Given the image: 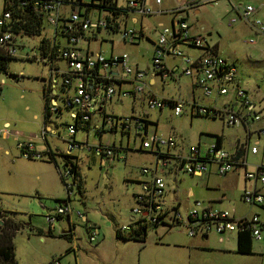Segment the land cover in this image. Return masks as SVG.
Instances as JSON below:
<instances>
[{"label": "built area", "instance_id": "1", "mask_svg": "<svg viewBox=\"0 0 264 264\" xmlns=\"http://www.w3.org/2000/svg\"><path fill=\"white\" fill-rule=\"evenodd\" d=\"M34 6L44 15L45 25L52 29L51 36L45 37L51 49L44 55L39 51V42L33 53H26V59L41 61L49 69V79L46 82L50 91L49 112L57 115L62 111L59 102L70 111L72 123L67 125L68 138L67 147L71 151L77 148H85L99 158L101 168L112 165L114 160L125 161L126 156L114 143H103L98 146L86 144L81 145L75 140L77 132L84 127L89 131L93 129L101 138L105 133L120 131L121 134L131 137L134 134L140 140V151H150L155 158V166H144L140 175L144 176L138 184L134 193L135 206L131 210L132 221L118 229L122 235H128L139 226L154 228L163 226L167 230L183 227L190 237L207 236L216 234H236L249 231L253 241L261 242L263 239L264 222L258 214L236 217L232 212L206 205L202 201H195L183 214L176 206H166L164 195L166 190L165 179L156 174L157 167L167 168L170 165L171 149L175 148L176 140L173 137H161L156 133L146 136L145 120L136 114L115 115L105 111V105L114 98L123 99L137 98L146 92L147 71L138 68L131 63L128 53L107 56L102 52H94L87 46L89 34L101 32L120 33L125 43L134 44L141 38L142 30L129 27L126 21L132 15L157 16L169 14L174 19L173 26L162 27L158 34V40L153 42L151 68L159 73L163 80L178 74L175 68L166 65L165 58L168 54L182 60L180 73L191 76L193 72L200 71L199 85L203 93L211 94L212 87L219 95H228L231 89L234 91L235 99L238 101V109L206 107L203 105L193 106V115L221 118L228 127L247 126L249 121L258 122L263 117L256 110L252 98L243 88L235 87L237 68L222 56L205 53L198 59L184 54L180 49L182 44L200 50L208 49V40L203 35H192L190 26L185 20L184 13L188 9L198 6V0H185L176 8L163 10H152L145 4V0H117L116 8L120 10L119 15H114L109 9L114 0H32ZM231 9L236 13L237 19L249 23L255 30L257 37H264V21L257 16L264 14V2L251 3L247 1L228 0ZM161 0H156L160 5ZM68 10V11H66ZM176 20V24H175ZM10 11L0 14V46L6 53L14 58L17 56L16 34L10 30H4L11 23ZM235 20H229L232 26ZM175 24V25H174ZM45 27V26H44ZM23 35V34H20ZM30 38L29 36L23 35ZM34 38V37H31ZM86 43L83 49L80 44ZM256 44V39L250 41ZM55 49V50H54ZM54 50V51H53ZM120 69V74L114 75L115 69ZM123 85H125L123 87ZM147 108L150 110H162L170 107L175 116L183 114L186 101L182 99L158 98L150 95L146 99ZM98 117L94 123L93 118ZM88 124H90L88 126ZM10 126H0V138L7 139L11 135L17 141V147L21 155L31 159H42L44 153L37 152L32 140L20 142L19 134H11ZM257 135L264 137V127L256 130ZM44 134V132H43ZM251 154H257L255 146L247 145ZM86 151V150H85ZM127 154V153H126ZM179 168L190 176H205L212 167H215L219 176H226L239 167H246L245 158L234 159L227 150L216 142L211 143L203 154L197 146H191L187 153L177 158ZM71 166L63 165L59 168L61 179L67 188L68 198L64 202L44 214L49 232H54L58 219L70 214H76L81 223L85 225L88 239L91 243H97L100 237L99 226L89 222L86 213L75 211L70 203L72 192H77L78 182L71 173ZM245 178L250 183L242 194V201L248 206H264V194L260 186H264V166L245 172ZM68 179L71 181L68 182Z\"/></svg>", "mask_w": 264, "mask_h": 264}, {"label": "rangeland", "instance_id": "2", "mask_svg": "<svg viewBox=\"0 0 264 264\" xmlns=\"http://www.w3.org/2000/svg\"><path fill=\"white\" fill-rule=\"evenodd\" d=\"M161 1L162 5H157L156 0H148V6L156 11L158 9L169 10L179 4L177 0ZM198 1L199 4L195 8L198 9L199 13L195 14L191 10L187 13L188 17L185 13L186 21L194 29L203 26L210 31V40L212 43H218L220 55L236 63L241 84L253 94L259 91L264 96V37L258 38L255 30L248 23L237 19V15L234 11L232 12L228 0ZM235 1L237 2V0ZM250 1L256 3L255 0ZM119 3H123V0H119ZM2 10L3 0H0V12ZM169 16L163 14L145 16L140 19V22L135 27L139 28L142 25L147 28L146 31L150 36L149 41L142 43L141 46L126 45L122 41L120 33L113 34L112 38L116 42V47L130 53L137 60L139 59L141 63L147 64L151 59L152 43L158 40V34L161 31L158 23L162 21L164 26H169ZM259 16L264 21V14L260 13ZM230 19L235 20L232 27L229 26ZM47 32H49L48 28ZM107 37V34H102L98 43L91 44V50L94 52L99 51V42L101 41L102 50L107 56L110 55V42ZM257 38V44L250 43L251 40ZM24 40L25 42L18 36V43H23L26 46L18 47L16 58L8 59L6 62L7 71L0 72V123L3 124L9 121V132L11 134L18 133L20 142L31 140L34 138V132L39 133L42 131L44 117L43 82H47L49 79V69L46 65L41 61H30L24 58L26 52L30 54L34 51L38 52L34 48L39 38L24 37ZM80 46L85 49L86 43L82 42ZM140 55H145V59H142ZM155 93L158 96L168 98H177L179 95L176 85L173 83L165 87L157 86ZM59 105L62 113L51 116L59 137H53L52 142L53 145L59 146L60 151L65 154L68 148L66 142L69 140L67 125L72 123V119L63 104L59 102ZM106 111L120 116L130 114L142 116L149 121V132L154 131L156 123L158 127L157 135L175 137L179 141L180 147L181 145L185 147L195 146L200 137L213 140V136L210 135L215 133H224L232 143L236 142L237 138L241 142H245L246 133L243 128L228 127L224 125L221 118L211 119L191 116L190 114L177 117L174 115L173 110L168 107L163 111H150L146 115V104L140 101L134 102L133 98L125 99L122 105L109 103L106 106ZM97 119L98 117H94L93 122L95 123ZM86 135V131L79 130L77 132V140L86 144ZM89 135L87 144L92 147L98 146L100 140L103 143L114 141L118 147L126 148L125 150L128 152V160L126 162L116 161L107 168H101L99 159L97 156L92 155L87 147L84 152H79L77 149L73 151L74 154L79 153V170L83 181V189L82 193L72 192L70 203L76 212L86 213L95 225L101 226L100 228L103 231H108L107 222L112 224L109 220L110 215L116 217L119 223L123 224L126 216L130 214L135 206L131 190L132 184L127 178L140 177L139 173L142 166H152L156 157L150 151L139 150L140 140L134 134H131L128 139L127 136L122 137L120 131L118 133L107 132L101 138L91 129ZM12 140L9 142L11 143L10 154L5 155L4 152H0V209L8 213L0 214V221L4 219V215L7 217L10 215L14 220L24 225V228L16 233L13 239L15 260L18 264H33V260L39 257L38 254L49 257L57 254L56 258H61L58 260L59 263L74 264L73 259L69 263L66 257H61L64 255L61 249V240L45 234L47 233V224L44 214L50 209L56 208L59 205L58 200H67V188L55 165L52 166L54 170V174H52L49 166L45 164L46 160L22 157L20 150L17 148V141ZM251 141L252 143L257 142V135H254ZM263 145L264 139H261L260 153L247 157L250 169L254 168V166H264ZM59 159L58 165L62 169L64 165L62 156H59ZM214 179L216 182L223 180L222 177L218 176H215ZM70 181L68 179L67 184ZM231 186H234V184H231ZM179 191L181 192L179 196L182 198L179 200L184 206L186 204L188 206L191 205L188 208L192 207L195 201L214 200L202 199L203 196H221V193L216 188H205L200 181L190 177H184V181L179 184ZM232 192L235 193L236 190ZM228 200H230V203ZM225 203L236 206L237 216L258 214L259 208L245 205L240 200V197L234 196L233 199H227ZM214 205L216 204L214 203ZM188 208L180 209V211L184 214ZM226 209L231 211L230 208ZM73 217L78 224H82L77 215H73ZM59 227V223H57V229ZM161 229L164 230V228ZM38 231L44 232L43 236H46L44 244L39 242ZM56 231L58 232V230ZM84 231L82 232L78 228V234L82 235L83 243L87 244L88 241L85 237L87 234ZM161 231L159 230L158 233H162ZM158 233L151 228L148 230L146 248L141 254L139 253V246L135 245V243L127 244L128 247L133 249L135 263L140 264L139 255L144 256L146 251L155 249H159L160 259L164 262L178 261L181 264L192 262L187 251L174 246V244H182V242L192 238L188 235L185 228H173L161 240L158 238ZM217 236L219 235H212L213 238H217ZM217 239L215 240L218 242ZM213 244L223 247V245L215 242ZM132 245H135V249L132 248ZM195 255L200 258L201 263H230L239 259H251L248 256L225 254L215 250L196 252ZM41 260L44 262L43 264L48 261L46 258H41Z\"/></svg>", "mask_w": 264, "mask_h": 264}, {"label": "crops", "instance_id": "3", "mask_svg": "<svg viewBox=\"0 0 264 264\" xmlns=\"http://www.w3.org/2000/svg\"><path fill=\"white\" fill-rule=\"evenodd\" d=\"M177 1L180 4L181 2H183L185 0H177ZM241 1L251 2L250 0H241ZM255 1H256V3L264 2V0H255ZM4 3H5V0H3V10H4ZM145 4L148 5V0H145ZM160 5H162V2ZM178 5L171 7V9L176 8ZM3 10H2V12H3ZM158 10H160V9H158ZM161 10H163V9H161ZM191 10H193L195 14L199 13L197 8L188 9L185 11L187 17H188L187 13ZM66 11H68V10H66ZM163 11H166V10H163ZM2 12H0V14ZM232 12H233V10H232ZM185 13H184V17H185ZM167 15H169V14H167ZM259 15H260V13L257 16H259ZM143 17H145V16H139L137 14L132 15L126 21V24L129 27L136 28L135 25H137L140 22V19H142ZM169 18H170L169 19V23H170L169 26H173V20L174 19L171 17V15L169 16ZM175 24H176V20H175ZM169 26H164V22H162V21H160L158 23L159 28L169 27ZM189 26H190V33L192 35H203L207 38L209 47L205 51V50L196 49L194 47L182 44L180 46V49L184 52L185 55L190 56L194 59H198L199 57H201L205 53L217 54L219 56H222L218 52V43H212V41L210 40V36H209L211 33L210 31L206 30V28L203 26L198 28V29L192 28V26L190 24H189ZM47 28L49 29V32H47ZM137 29L142 30V35H141V38L138 40V42H136L134 44L125 43L122 36H121V39L124 42V44L131 45V46H141L142 43H146L149 41L150 36L148 35V33L146 31L147 28H145L141 25ZM51 34H52L51 27L48 25H45L42 36L49 38V36H51ZM102 34H107L108 35L107 40L110 42L111 53L108 56L115 55V54H121V53H128V52L124 51L123 49H118L115 45L116 42L112 38V36H113V34H119V33H113V32H109V31L101 32L99 34H94V33L89 34L88 35L89 38L87 40V46L91 47V44L98 43L99 37H101ZM18 36L21 37L22 41L25 42V40H24L25 36H23V35H18ZM26 38H28V37H26ZM38 38L40 39L41 37H38ZM258 38L256 39V44H257ZM16 40H17L16 45L19 44L21 46L23 44V43H18V38H16ZM100 43H101V41L99 42L100 46L98 45L99 46L98 52H102L106 55V53L102 50V43L101 44ZM22 46H26V45L23 44ZM152 46H153V43H152ZM128 54L131 57V63L132 64L136 65L138 68H142V69L147 71V77H146L147 87H146V92H145L146 94L144 93L142 96H139L137 98H133L134 102L140 101V102L146 104V99L150 95L158 97V98H168V97L158 96L155 93V88H157V86L165 87V86L173 83L176 85V90H177V93L179 95L177 98H168V99H182V100L186 101V105L184 107L182 115L190 114L191 116H197V115H193V113L191 111V108L193 106H197V105H203L206 107H215L217 109H224V108L238 109L239 108L238 107V101L235 99L233 89L230 90L228 95L222 96V95H219V93L215 90L214 87H212L211 94L206 96L203 93L202 88L199 85V79L201 78L200 71L195 70L191 76H185V75L181 74L179 68L182 67V60L178 57H174L173 55L168 54V56L165 58L166 65L170 68H175V70L179 71V72L175 76L163 80L162 77L159 75V73L155 72L151 68V59L147 64H144L143 62L141 63V61L139 59L137 60V58L132 56L130 53H128ZM151 56H152V49H151ZM140 57L142 59H145V55H140ZM24 58L26 59V57H24ZM26 60H29V59H26ZM226 60L228 62L234 64L237 68V65L235 62H231L228 59H226ZM113 74L114 75L120 74V69H118V68L115 69ZM234 85H235V87L243 88L247 92V94L254 101V103L256 105L257 112L260 113L263 118L258 122L249 121L247 123V126L240 127V128H243V130L246 133L244 143L241 142L239 138H237L236 142L232 143L231 141L228 140V138L225 136L224 133H221V134L215 133V134L210 135V136H213V140H211L209 138L206 139V138L200 137L197 145H195V146H197L200 150V153L203 154L205 152V150L207 149V147L211 143H213V142L217 143L218 142L216 136H220L221 139L219 142V146H221L222 148L227 150L228 153H230V155L234 159L237 160V159L245 158L247 161V157L249 155L255 156V155H258L260 153V140L264 139L263 136H259L256 133V130L264 127V96L261 95L259 93V91H256V93L253 94L252 92H250L247 88H245L241 84V80L239 79L238 68H237V78L235 79ZM124 86L125 85H123V87ZM124 101H125V99L116 97L109 103H112L115 105H122ZM109 103H107V104H109ZM107 104L105 105V111H106ZM168 108H170V107H168ZM164 109H166V108H164ZM164 109L158 110V111H163ZM67 111L70 114V111L69 110H67ZM150 111H153V110H150L147 108L146 115H148ZM60 113H62V111ZM115 115H117V114H115ZM52 119L53 118L50 117L49 119H47L45 121V119L43 117L42 131L39 133L34 132L35 133L33 135L34 138L31 140H32V143L34 144L35 150L37 152L44 153V158L46 157V159L42 158L41 160H46L45 164H47L49 166V168L51 170L50 172L52 174H54V170L52 169V166L55 165L56 170H57L58 174L60 175L59 166H58V162L60 160L59 156L64 155V152L60 151L59 146L53 145L52 138L53 137H59V133H58V131L55 127L54 121ZM144 120L146 122V126H145L146 136L152 135L154 133L157 134V129H158L157 124L155 123V125H154V128H155L154 131L149 132V121L146 118H144ZM221 120L223 121L224 125H226L225 121L223 119H221ZM7 124L10 126L9 121L4 122L3 124L0 123V126H5ZM231 128H235V127H231ZM43 132H44V134H43ZM86 133H87L86 142L88 143V138L90 136L89 135L90 130L88 132L86 131ZM114 133H118V132H114ZM254 135H257L258 141L255 143H252L251 139ZM121 136L124 137L125 135L121 134ZM12 137L13 136L11 135L7 139L0 138L1 139L0 140V152H4L5 155L10 154L11 143H9V142L12 140ZM170 137H172V136H170ZM173 138H175V137H173ZM13 140L16 141L15 137L13 138ZM75 140L77 142H79L81 145H83L82 142L77 140V134L75 136ZM175 140H176V146H175V148L171 149L169 152L171 154L169 167L163 168V167L158 166L157 171H156V174L162 176L166 182V190H165V195H164L165 205L166 206H169V205L170 206H176L179 209H186L189 206H191V205L188 206L187 204L184 206L182 204L181 200H179V199H182L179 196V193H181L179 191V184L182 181H184V177H190L192 179H196V180L200 181L202 184H204L205 188H208V189L209 188L210 189L216 188L217 191L219 193H221V196H216V197H214V196H203L202 199H214V200H210V201H203L206 205L222 208L225 210H228L226 208H230V210H231L230 212H232L236 217H241L242 215L237 216L238 213H237L236 206L233 204H229L230 200H228L229 203H225V202L227 201V199H233L234 196L240 197V200L242 201L243 191L247 186L250 185V183L245 178V172L254 170L255 168L260 167L262 165L254 166V168L250 169L248 166V163H247L246 167H239L236 170H234L232 173H230L226 176H219L216 173L215 167H212L210 169V171L205 176H202V177L190 176V175H187L186 173H184L179 168V164H178L179 162H178L177 158L185 155L191 146L185 147V146L181 145V147H180L179 141L176 138H175ZM113 142H111V143H113ZM114 144H115V142H114ZM247 145L257 147V149H258L257 154H251L250 151H248ZM263 147H264V145H263ZM74 150H76V149H73L70 151L67 148L65 154L70 156L71 162L77 164L78 171L80 174L79 153L74 154L73 153ZM77 150H79V152L85 151L83 148H77ZM121 151H122L121 154L122 155L124 154L126 156V159L123 162H126L128 160V152H125L124 150H121ZM92 155H94L96 157L95 154L92 153ZM22 157H24V156H22ZM24 158H26V157H24ZM27 159H29V158H27ZM116 161H118V160H114L113 164ZM155 164L156 163H154L152 166H155ZM152 166H150V167H152ZM142 167H144V166H142ZM55 174H56V172H55ZM215 176L222 177L223 180L216 182L214 179ZM143 178H144V176H142V175H140V177H137V178H127L128 181L130 182V184H132L131 190H132V197L133 198H134V193L138 189V186H139L138 182ZM231 184H234V186H231ZM82 187H83V183H82ZM259 188H260V191L264 194V186H260ZM82 189H81V193H82ZM233 190H236V192L233 193L232 192ZM79 193H80V191H79ZM133 201L135 203V199H133ZM214 203L218 206L214 205ZM252 207L259 208L258 209V215H259L260 219L264 220V206H252ZM5 213H7V212H5ZM73 215L76 216V214L73 213V214H70L69 216H63V217L58 219L57 223H59V226H60L58 229L56 227V230H58V232L55 230L53 233H50L48 231V227H47V233H45L46 235H50V237H52V238H59V240H61V243H60L61 247H62L61 249L64 253V255H62L61 257H63V256L66 257L67 260L69 261V263H71V261L73 259L74 264H138V263H135L133 249H131V247H128L127 244L135 243V245L139 246V253L141 254V252L143 250H145V248H146L147 235H146L144 242H139V241H135V240H131V239H127L125 237H122V235L120 236L118 234V231H117L120 227H122L125 224H129V222L132 221L131 212H130V214H128V216H126L125 221H124L125 223H123V224H120L119 220H117L116 217H114L113 215H110L109 220L112 222V224L105 220V222H107V224H108L109 230L103 231L100 228L101 226H99V228H100L99 241L97 243H91L88 239V236L85 235L86 240L88 241L87 244L83 243V240L81 238L82 235L78 234V228H80L82 232L85 230L84 232L87 234L85 225L83 223L81 225L78 224L76 222L75 218L73 217ZM8 216L11 219H13L10 215H8ZM243 216H245V215H243ZM87 218H88L90 223L95 224L94 222H92V220H90L89 216H87ZM14 221L17 222L16 220H14ZM17 223H19V222H17ZM23 228H24V225L21 224V228L18 232H20ZM161 228H164V230ZM152 229L156 233H158L159 230H162L161 231L162 233L157 234L158 238L160 240L167 234V232L171 231V230H167V228L163 227V226L154 227ZM147 234H148V232H147ZM38 235H39V242L41 244H44L46 242L45 241L46 236H43L44 232L38 231ZM212 235L210 234V235L202 236V237H200V236L192 237V238L186 240V242H182V244H174V246L178 247V249L181 248V249L188 252L192 262H187V264H264V231H263V239L261 242H258V243L255 241L252 242V253L251 254H239L236 252L237 246H238V235L225 234L222 236H217L218 239L213 238ZM215 239H217L218 242ZM163 241H166V240H163ZM167 241H169V240H167ZM213 242H215L219 245H223V247L216 246L215 244H213ZM166 243H170V242H166ZM135 245H132V248L135 249V247H134ZM205 250H215L217 252H221V253H225V254H237L240 256H248V258H251V259H239V260H236L235 262H230V263L229 262L201 263L200 258L197 255H195V253L205 251ZM159 255H160L159 249L146 251L144 256L139 255V259H140L139 263L140 264H181L178 261L164 262L162 259H160ZM38 256L39 257H36V259L33 260V264H43L44 262L41 260V258L48 259L46 264H62V262L59 263V261H58L61 258H56L57 254H53L52 256H50L51 258L49 256H45L43 254L42 255L38 254Z\"/></svg>", "mask_w": 264, "mask_h": 264}, {"label": "trees", "instance_id": "4", "mask_svg": "<svg viewBox=\"0 0 264 264\" xmlns=\"http://www.w3.org/2000/svg\"><path fill=\"white\" fill-rule=\"evenodd\" d=\"M111 1V0H110ZM108 7L109 9H116V12L112 11L114 15H119L120 10L116 8L117 0ZM116 3V4H115ZM4 11H10L12 15V22L5 26L4 30H10L16 35H26L29 37H41L39 44V51L41 55H44L47 50H50V44L43 35L45 21L44 15L35 6L32 0H5ZM117 32V31H115ZM114 32V33H115ZM55 50V49H54ZM53 50V51H54ZM8 59H14V57L8 55L3 47L0 46V72H6V62ZM30 61H36L35 59H29ZM37 62V61H36ZM50 89L46 82H43V97H44V119H49L52 114L49 112L50 106ZM202 117V116H201ZM208 118V117H207ZM216 119V118H211ZM146 123V122H145ZM90 124H88L89 126ZM88 127L81 128L80 130H86ZM217 143L219 145L220 136H216ZM65 165L71 166L70 171L73 173L75 180L78 182L77 193H81L82 180L78 171L76 163L70 161L69 155H62ZM31 159V158H29ZM59 166V165H58ZM63 181V179H62ZM59 203L65 200H58ZM5 211L0 209V214H4ZM21 224L15 222L10 217L4 215V219L0 221V264H17L15 260L13 239L16 233L20 230ZM149 228L146 226H139L137 229H133L128 235H122L118 230V234L127 239L144 242ZM52 233V232H50ZM252 238L249 231L238 233V246L237 253L239 254H251L252 253Z\"/></svg>", "mask_w": 264, "mask_h": 264}]
</instances>
